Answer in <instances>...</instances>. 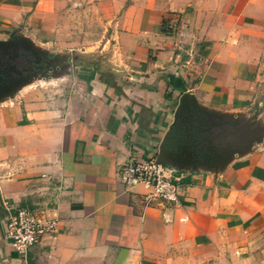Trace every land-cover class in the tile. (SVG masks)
I'll list each match as a JSON object with an SVG mask.
<instances>
[{
	"label": "crops",
	"instance_id": "0c3cea01",
	"mask_svg": "<svg viewBox=\"0 0 264 264\" xmlns=\"http://www.w3.org/2000/svg\"><path fill=\"white\" fill-rule=\"evenodd\" d=\"M54 1L0 0V41L23 22L37 32ZM107 4L113 32L91 78L49 99L0 95V264H264V144L178 170L176 204L144 207L147 189L115 175L157 153L183 93L216 116L247 110L264 81V0ZM3 203L47 208L54 232L20 256Z\"/></svg>",
	"mask_w": 264,
	"mask_h": 264
},
{
	"label": "rangeland",
	"instance_id": "374dc122",
	"mask_svg": "<svg viewBox=\"0 0 264 264\" xmlns=\"http://www.w3.org/2000/svg\"><path fill=\"white\" fill-rule=\"evenodd\" d=\"M108 1L55 0L50 17L44 24L38 22L37 32L32 29L33 25L24 22L9 26L6 33L13 31L5 36L4 41L9 42L6 47L15 45L16 53L25 48L30 51L29 55L39 61L37 69L30 71L31 74L25 80L20 79L11 84L2 94L19 95L35 90L49 99L64 94L76 78L87 76L93 69L100 67L108 47V37L113 32V14L110 15L112 11ZM16 30L22 38L16 36ZM103 44L105 47L98 53L97 50ZM6 47L0 49V54L7 51ZM263 83H259L250 105L243 113L237 111L230 115H212L211 121L216 125L210 126L207 133L212 142L224 147L222 149H232L237 153L263 145L264 119L258 115L259 108L254 104Z\"/></svg>",
	"mask_w": 264,
	"mask_h": 264
},
{
	"label": "built area",
	"instance_id": "2783aa9c",
	"mask_svg": "<svg viewBox=\"0 0 264 264\" xmlns=\"http://www.w3.org/2000/svg\"><path fill=\"white\" fill-rule=\"evenodd\" d=\"M255 100L258 115L264 119V83ZM264 144V134L262 136ZM178 169L156 162L155 157L129 156L118 163L115 175L124 185L142 184L147 191L141 195L144 207L151 203L176 204L183 183ZM8 216L4 224V237L10 248L20 256L36 244L43 235L54 232L57 218L43 207H11L3 203ZM12 210V211H11Z\"/></svg>",
	"mask_w": 264,
	"mask_h": 264
},
{
	"label": "water",
	"instance_id": "95a60500",
	"mask_svg": "<svg viewBox=\"0 0 264 264\" xmlns=\"http://www.w3.org/2000/svg\"><path fill=\"white\" fill-rule=\"evenodd\" d=\"M5 41H0V49L6 47ZM10 86L0 87V94ZM214 114L198 106L194 97L188 93L180 95L175 107L173 118L168 125L157 153L156 162L166 164L169 160L173 167L182 170L184 166L204 165L215 167L218 160L236 153L232 149L216 148L207 133L210 126L216 125L211 121ZM216 116V115H215Z\"/></svg>",
	"mask_w": 264,
	"mask_h": 264
},
{
	"label": "flooded vegetation",
	"instance_id": "af4514ba",
	"mask_svg": "<svg viewBox=\"0 0 264 264\" xmlns=\"http://www.w3.org/2000/svg\"><path fill=\"white\" fill-rule=\"evenodd\" d=\"M14 41L17 40L14 39ZM12 43L14 42L12 41ZM14 46L7 45V51L4 54H0V87L4 85L11 86V84H15L20 79L25 80L26 76L31 74L30 71L37 69L39 60L29 55L30 51L25 48L20 53L14 52ZM10 51L11 53H9Z\"/></svg>",
	"mask_w": 264,
	"mask_h": 264
},
{
	"label": "trees",
	"instance_id": "16d2710c",
	"mask_svg": "<svg viewBox=\"0 0 264 264\" xmlns=\"http://www.w3.org/2000/svg\"><path fill=\"white\" fill-rule=\"evenodd\" d=\"M89 78H91V75H90L89 77L87 76V77H86V78H84V79H85V80H88Z\"/></svg>",
	"mask_w": 264,
	"mask_h": 264
}]
</instances>
